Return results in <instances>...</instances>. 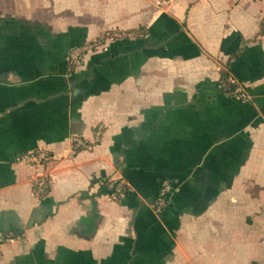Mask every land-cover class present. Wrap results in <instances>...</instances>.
<instances>
[{"label":"crops","instance_id":"1","mask_svg":"<svg viewBox=\"0 0 264 264\" xmlns=\"http://www.w3.org/2000/svg\"><path fill=\"white\" fill-rule=\"evenodd\" d=\"M0 233V264H264V0H0Z\"/></svg>","mask_w":264,"mask_h":264},{"label":"built area","instance_id":"2","mask_svg":"<svg viewBox=\"0 0 264 264\" xmlns=\"http://www.w3.org/2000/svg\"><path fill=\"white\" fill-rule=\"evenodd\" d=\"M160 1L162 3H167L171 0ZM109 36L120 37L121 35L117 32H113L112 35H106V37L103 36L94 43L78 46L70 50L68 54V63L70 69H77L89 52L99 48H103ZM236 83L237 88L226 95L230 98L240 101H248L250 99V94L247 88L237 81ZM99 137L100 135H98V138ZM77 144L78 146L84 145V143L80 140L77 141ZM50 158L51 156L47 150L38 149L36 151H31L23 154L20 159L22 162L31 166L35 170L34 195L38 199H42L49 193L53 183L51 176L46 173V165L49 162ZM107 189L109 191L110 197L116 201H121L125 197L126 187L124 183L109 182L107 184ZM174 190V183L171 180H164L161 185L160 193L155 201V208L158 210L164 209L167 206L170 196L172 195ZM16 240L17 238L14 235L0 233V253L2 252V248L4 245L15 243Z\"/></svg>","mask_w":264,"mask_h":264},{"label":"trees","instance_id":"3","mask_svg":"<svg viewBox=\"0 0 264 264\" xmlns=\"http://www.w3.org/2000/svg\"><path fill=\"white\" fill-rule=\"evenodd\" d=\"M224 86H227V87H224ZM236 88H237V83L235 81V78L229 72L223 73L222 79L219 85L220 91L225 94H228L234 91ZM252 264H257V263H252Z\"/></svg>","mask_w":264,"mask_h":264},{"label":"rangeland","instance_id":"4","mask_svg":"<svg viewBox=\"0 0 264 264\" xmlns=\"http://www.w3.org/2000/svg\"><path fill=\"white\" fill-rule=\"evenodd\" d=\"M159 2H161L160 0H158Z\"/></svg>","mask_w":264,"mask_h":264}]
</instances>
